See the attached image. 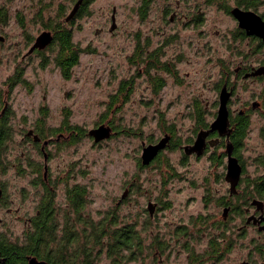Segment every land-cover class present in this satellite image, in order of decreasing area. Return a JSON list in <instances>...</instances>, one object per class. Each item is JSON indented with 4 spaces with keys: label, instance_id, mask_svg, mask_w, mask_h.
I'll return each mask as SVG.
<instances>
[{
    "label": "rangeland",
    "instance_id": "rangeland-1",
    "mask_svg": "<svg viewBox=\"0 0 264 264\" xmlns=\"http://www.w3.org/2000/svg\"><path fill=\"white\" fill-rule=\"evenodd\" d=\"M142 1L94 0L87 15L75 18L73 40L83 52L72 78L66 80L55 63L59 46L22 58L40 34L52 31L47 28L50 22L62 21V5L67 16L75 2L0 0V34L4 37L0 41V107L7 103L12 127L5 153L8 170L0 173L5 205L0 230L8 231L9 239L23 242L44 194L34 169L36 164L44 165V158L40 146L26 137L38 127L44 129V138H53L46 150L56 203L63 211L62 225L66 186H85L88 222L97 223L114 211L121 224L137 223L147 239L148 249L140 260L125 264H189L185 244L200 254L212 237L222 233L227 206L221 201L229 197L230 184L225 178L227 157L223 164L214 158L225 147L210 148L198 157L186 155L184 147L204 129L198 111L203 112L205 123L213 122L221 86L243 56L241 52L248 53L257 65L264 58V47L255 51L257 43L249 45L240 38L236 19L224 9L236 7L237 0H155L146 19L140 16ZM259 2L255 12L264 18V0ZM113 18L116 27L111 31ZM141 47L161 49L160 66L171 64L172 73L149 74L140 59L134 61ZM250 47H254L251 53ZM20 70L26 84L14 87L9 79ZM152 74L165 81L159 93L154 91ZM122 81L131 83V92L110 108ZM255 99L264 103V80H240L231 109L240 111ZM250 118L240 155L247 169L244 178L255 180L264 173V165L259 164L264 160V111ZM65 122L86 133L106 124L115 134L101 143L86 136L71 144L67 131L51 134ZM166 133L172 135L173 148H167L154 164L142 166L144 146ZM245 184L239 187L240 199L233 197L236 205H243ZM149 202L157 203L154 216L148 211ZM229 217L227 235L235 237L245 220L232 212ZM257 246L264 249V234L249 226L226 256L222 248L220 264H241L247 259L262 264L264 256ZM102 256L100 264H113Z\"/></svg>",
    "mask_w": 264,
    "mask_h": 264
},
{
    "label": "trees",
    "instance_id": "trees-1",
    "mask_svg": "<svg viewBox=\"0 0 264 264\" xmlns=\"http://www.w3.org/2000/svg\"><path fill=\"white\" fill-rule=\"evenodd\" d=\"M77 1L78 0H71V2H75V4ZM93 1L94 0H83L75 18L87 15L88 6ZM154 1L155 0L142 1L139 10L142 19L148 17ZM259 1L260 0H237L236 7L246 10H256L260 5ZM224 9L227 13H231L229 7L225 6ZM66 10V7L62 5L60 8L62 21H58L55 25L50 22L47 26L48 29L52 30L51 32L54 36V40L46 50H53L56 46H59V53L55 57V63L61 70L63 78L70 80L74 68L80 63V56L83 51L73 40L74 31L72 24H74L75 18L70 22H66L65 19L68 16H66ZM1 16L5 15L1 14ZM137 58L144 63L146 70L149 71L150 69L149 74H151L152 71L159 72L160 70L172 73V68L169 66L171 64L165 63L160 66L161 49L146 50L144 47H141L139 54L134 58L135 62ZM152 79L154 91L155 93H159L163 87H165V81L156 76V74H152ZM9 81L14 87L18 84H26L24 71L20 70L16 72ZM130 87L131 83L129 81L121 82L117 93L112 96L110 101L111 104H109L110 108H115V104L121 96L126 99L128 98L131 92ZM198 113L199 124H202L203 128H208L211 123L208 124L203 121V112L198 111ZM250 125L249 118L244 116H237L232 121L233 132L231 135V142L234 146L233 155L241 156L240 152L243 142L248 136ZM63 130L68 132L67 140H69L71 144H76L84 137L88 136V133L82 128L72 126L68 122H65L63 127L54 130L51 134L55 135V133L63 132ZM36 134L42 140H46L42 127H38ZM165 135L171 137L167 147L169 148L171 146L172 135L169 133ZM262 137L264 139V131L262 132ZM11 139L12 127L9 123V113L6 112V114L0 118V173H5L8 170V163L5 162V153L8 149V142ZM171 147L173 148V145ZM165 150H163L151 164L159 161ZM226 156L227 153L223 152L221 156L215 157L214 161L223 164V158ZM260 162L264 163V160H259V163ZM31 165L33 166V164ZM42 167L44 169V165L36 164V166H34L35 173L39 175V181L44 188V194L39 203L37 212L30 218L29 229L22 243L16 242L13 244L6 237L2 236L0 240V264H28V258L33 256H36L40 260L47 261L49 264H100L101 257H103L102 255H106L108 258L112 259L113 264H125L127 262L130 263L140 260L144 251L148 249V245L147 239L143 238L137 223L121 224L118 214L114 211L97 223L92 221L91 224L88 222L85 213L88 208L89 193L85 186L80 184L66 186L65 199L67 207L64 210V223L62 225L63 211L58 203H56V189L52 186L49 176L47 180H45L44 175L42 176ZM241 183H246L244 186L245 190H243L242 207L249 206L255 199L264 202V179H262V177H258L255 180L246 178L241 180ZM231 195H234L237 200L240 199V196H235L236 194L230 191L229 197L225 199L230 198L231 200L229 202H223L225 200L223 199L221 204H232V210L237 211V206L239 205L232 203L233 197L231 198ZM155 204L157 209V203ZM242 210L245 211V209ZM227 232L228 228H222V233L219 236L216 235L212 237L210 248L205 254H197L196 251L187 249L189 252V260L196 262L206 257L210 259H221L223 257V249L228 246V241L225 242L223 239L225 235H227ZM157 243L160 245V248H165L161 244L162 242L158 241ZM189 245L190 243L188 246ZM188 246L186 244L184 245L185 248ZM257 250L259 254L264 256V249L257 246Z\"/></svg>",
    "mask_w": 264,
    "mask_h": 264
},
{
    "label": "flooded vegetation",
    "instance_id": "flooded-vegetation-1",
    "mask_svg": "<svg viewBox=\"0 0 264 264\" xmlns=\"http://www.w3.org/2000/svg\"><path fill=\"white\" fill-rule=\"evenodd\" d=\"M244 10H246V9H244ZM251 11L255 12V10H251ZM258 15H260V14H258ZM237 23H238V28H239V31H240V38L243 39L245 42H247L249 45L251 44V42L257 43V47L255 48V51H260V48L264 47V41L261 38L257 37V36L249 35L246 30L241 29L239 27V22L238 21H237ZM2 41H4V40H2ZM34 42H33V44H34ZM253 48L254 47H250V53H251V50ZM46 49L45 50L36 49L32 54L24 55L22 59L26 60L27 58L31 57L32 55L41 54L42 52L46 51ZM241 53H243V56L236 62L235 67H234V71L229 72L228 74L226 72L227 77L225 78V80H224V82H223V84L221 86V89H220V94H221V91H222L223 88H226L227 93L230 94V97H229V100H228V104H227L228 110H229V128H228V133L229 134L221 135L220 132H218V131L210 132L209 135L206 137L205 150H204L202 155H204L205 152L209 151L210 148H215V147H218V146H221L223 148L225 147V150H226L227 149V145H231L232 146V150H233V153H234V146H233V144L231 142V135H232V132H233L232 121L237 116L248 117L249 120L251 121L250 117H252L256 112L264 111V103H261L257 99H255V101H253L251 104L248 103V105H246L240 111H235V110L231 109V100H232L233 96H235V93H236V83H238L240 80H242L243 82H249V83H256L258 81L264 80V74L263 75H257V76L253 75V73L257 69H259L261 67H264V58L257 65H255L252 61H250V59H249L250 56H248L249 55L248 53L245 54L244 51H242ZM220 94H219L218 109H219V105H220ZM7 107H8L7 103L6 104L4 103V106L0 107V113H1L0 118L3 115H5L6 112H8ZM217 115H218V110H217V113H215V115H214L215 118H214L213 122L217 118ZM211 124L208 126V128H204L201 131H209L210 128H211ZM29 131H33L34 135H37L36 131H34L33 129H31ZM113 133L115 134L114 130H113ZM198 134H197V136H198ZM27 135H28V133L26 134V137L30 139L29 141H32L35 145L40 146V152H41V154L43 155V158H44V173H43V175H44L45 180H47V178L49 176V164H48L49 163L48 162L49 161V154L47 153L46 149L51 143H53V140H52L53 138L52 139L50 138L48 140L47 139L46 140H42L40 138V141L36 142V141H34V137L33 136H27ZM197 136H196V138H197ZM61 137H62V134H60L58 136L57 141L60 140ZM195 140L193 142L189 143L188 145H193ZM45 142H47V145H44ZM45 154H47V156H48L47 160L45 159ZM193 155H196L198 157V155L196 153L191 154V156H193ZM235 157H237L239 159V162H240V164H241V166L243 168L241 180L246 179V178L251 179L250 177H245L244 178L245 174L247 173V169H246L245 162L243 161L242 157L241 156H235ZM259 164H260V166L264 165V163H261V162ZM46 166H47V169H46ZM45 173H46V175H45ZM261 177H262V179H264V173H263V175ZM241 180H240L239 185L237 186L236 192L233 193V194H236L235 196H239L238 195L239 187H241V185L243 184V183H241ZM0 188L2 189V195H1V198H0V214H1V211L4 209L5 205H4V201H3L4 189L2 187H0ZM242 196H241V200H242ZM230 197L232 198V197H234V195H231ZM230 200L231 199L229 198V199L224 200L223 202H229ZM224 206H227V207L224 208V211H223V214H222V216H223V222H222L223 226L222 227L223 228H229L230 229V227L228 225V222H229V219H230V217H229L230 212H232V214L238 215L240 220L241 219L245 220V225H243L242 227H239V229L237 231L238 235H236L235 237H231V235H229V236L225 235V238H223L225 240V242L228 241V246L226 248H224L225 253L223 252L224 255L226 256L233 249L232 246L234 245L235 241H237L238 236L239 235L242 236L243 232L246 231V228H248L249 226L257 227V230L261 234H264V231L260 230V226L264 225V221L260 220V216L261 215L264 216V212L262 213V212L258 211L256 209V207L253 206L251 203H250L249 206H246V208H244L245 211L242 210V206L241 205L237 206L238 207L237 211H233L232 210V208H233L232 204L224 205ZM253 208H254L255 211L252 213V209ZM225 209H229V210L227 212H225ZM9 213H11V211H9ZM250 217H255L258 220L257 223H255L254 220H251L250 223H248V220H249ZM29 223H30V221H29ZM3 224H4V220H3V218L0 217V227ZM230 231H231V229H230ZM7 233H8V231H1L0 230V240L2 239V236L6 237L5 235ZM6 238L9 241H11V243H13V244H15L17 242V240L14 239L13 237H11L10 239L8 237H6ZM188 244L189 243H187L186 245L188 246ZM210 245H211V243H209L208 248L204 252H202L203 254H205L206 251L209 250ZM187 249H191V250L196 251L195 248L191 246V244L186 248V250ZM223 259H224L223 257L221 259H210V258L206 257V258H203L201 261H196V262L189 260V264H220ZM241 264H255V262H253V260H251V259L250 260L247 259V260L243 261ZM262 264H264V262Z\"/></svg>",
    "mask_w": 264,
    "mask_h": 264
},
{
    "label": "water",
    "instance_id": "water-1",
    "mask_svg": "<svg viewBox=\"0 0 264 264\" xmlns=\"http://www.w3.org/2000/svg\"><path fill=\"white\" fill-rule=\"evenodd\" d=\"M83 0H78L77 3L74 5L72 11L68 14L65 21L70 22L72 19L75 18L79 8L81 7ZM232 16L239 22V27L247 31L249 35H254L261 38L264 41V19L258 15L256 12L251 10H244L240 7H234L231 10ZM116 25L113 18V25L111 31L115 29ZM4 40V37L0 34V41ZM54 40V36L52 35L51 31H45L40 34L30 50L28 51L27 55L32 54L36 49L38 50H45L47 47L51 45ZM264 74V67L257 69L253 75H263ZM230 94L227 93L226 88H223L220 94V105L218 109V115L215 121L211 124V128L209 131H201L193 145H187L184 147L185 153L187 155H191L196 153L198 156H201L205 150L206 144V137L209 135L210 132L218 131L221 135H226L228 133L229 128V110H228V100ZM1 116V113H0ZM113 135V129L110 125L102 124L97 128H93L88 132V136L94 139L95 143H101L104 140L111 138ZM27 136H33L34 141H40V137L38 135H34L33 131H29ZM171 137L169 135H165L161 138L157 143L145 145L143 148V153L141 156L143 166L150 165L157 156L165 150L169 143ZM47 145V142L44 143ZM44 149V148H43ZM227 153V171H226V181L230 184V191L231 193H235L237 186L240 183L243 168L239 162V159L233 155V150L231 145H227L226 149ZM48 156L45 154V159L47 160ZM47 169V166H46ZM46 175V173H45ZM2 195V189L0 188V198ZM126 197V194L123 195L122 198ZM252 205L256 207V209L260 212H264V202L258 199L252 201ZM148 210L151 216L154 215L156 210V204L153 202H149ZM229 209H225L227 212ZM251 220H254L257 223V219L255 217H250L248 223ZM260 220L264 221V216H260ZM260 230L264 231V225L260 226ZM28 264H49L47 261L40 260L36 256L28 258Z\"/></svg>",
    "mask_w": 264,
    "mask_h": 264
}]
</instances>
